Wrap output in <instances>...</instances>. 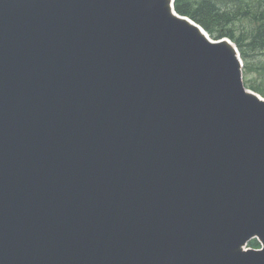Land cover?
<instances>
[{
	"label": "water",
	"instance_id": "1",
	"mask_svg": "<svg viewBox=\"0 0 264 264\" xmlns=\"http://www.w3.org/2000/svg\"><path fill=\"white\" fill-rule=\"evenodd\" d=\"M243 67L175 0H0V264H264Z\"/></svg>",
	"mask_w": 264,
	"mask_h": 264
},
{
	"label": "trees",
	"instance_id": "2",
	"mask_svg": "<svg viewBox=\"0 0 264 264\" xmlns=\"http://www.w3.org/2000/svg\"><path fill=\"white\" fill-rule=\"evenodd\" d=\"M175 9L203 27L215 40L231 39L243 60L257 51L264 52V0H176ZM245 20L249 21L251 30L238 36L235 28ZM251 89L264 97L260 88L253 86ZM249 246L261 248L256 239Z\"/></svg>",
	"mask_w": 264,
	"mask_h": 264
},
{
	"label": "rangeland",
	"instance_id": "3",
	"mask_svg": "<svg viewBox=\"0 0 264 264\" xmlns=\"http://www.w3.org/2000/svg\"><path fill=\"white\" fill-rule=\"evenodd\" d=\"M235 29L238 36L242 34L246 35L244 33L251 30V25L248 20H245L242 23L237 24ZM211 38L215 40V38ZM243 62V79L245 86L248 89H251L254 86L256 88H260L264 92V52L257 51L251 54V58L243 60ZM247 66L252 68V70H249ZM249 248L251 247L249 246Z\"/></svg>",
	"mask_w": 264,
	"mask_h": 264
}]
</instances>
